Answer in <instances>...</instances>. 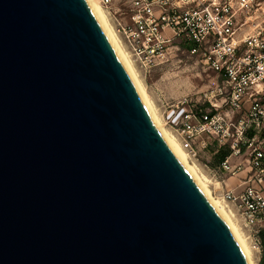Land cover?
Segmentation results:
<instances>
[{"label":"water","instance_id":"1","mask_svg":"<svg viewBox=\"0 0 264 264\" xmlns=\"http://www.w3.org/2000/svg\"><path fill=\"white\" fill-rule=\"evenodd\" d=\"M0 264H245L86 0H0Z\"/></svg>","mask_w":264,"mask_h":264},{"label":"built area","instance_id":"2","mask_svg":"<svg viewBox=\"0 0 264 264\" xmlns=\"http://www.w3.org/2000/svg\"><path fill=\"white\" fill-rule=\"evenodd\" d=\"M144 74L178 51L196 57L215 82L184 97L174 132L191 160L214 146L221 198L259 252L264 230V0H96ZM247 169L240 191L223 175Z\"/></svg>","mask_w":264,"mask_h":264},{"label":"bare ground","instance_id":"3","mask_svg":"<svg viewBox=\"0 0 264 264\" xmlns=\"http://www.w3.org/2000/svg\"><path fill=\"white\" fill-rule=\"evenodd\" d=\"M86 1L91 8L94 16L96 17L98 23L100 24L102 30L104 31L107 39L109 40L111 46L113 47L126 73L128 74L149 117L151 118V121L163 138L164 142L172 151L185 171L192 178L197 187L200 189L210 206L215 210V212L227 226L244 259L245 264H255V249L252 247L247 234L239 224L234 211L231 209V207H229V205L226 204V202L222 200L221 196L217 197L213 194V190L211 189L210 185L213 184L220 187V183H218V181H214V179H210L203 173V171L201 170L202 168H200L188 157L179 139L176 138V136L173 135L172 131L165 126V124L163 123V119L161 118L159 111L155 106V103L147 92L144 79L140 74L141 72H139L136 64L125 51L117 33L109 22L105 11L96 0Z\"/></svg>","mask_w":264,"mask_h":264},{"label":"rangeland","instance_id":"4","mask_svg":"<svg viewBox=\"0 0 264 264\" xmlns=\"http://www.w3.org/2000/svg\"><path fill=\"white\" fill-rule=\"evenodd\" d=\"M196 59V57L189 56L186 52L180 49V51H178L173 59L167 64L151 69L145 74L139 70L144 79L147 92L155 103V106L163 119V123L175 136L174 127L184 108V105L181 104L183 98L191 97L194 99L197 92L215 82V74ZM176 138L178 137L176 136ZM214 149V146H210L208 150L198 154L197 161H192L202 168L201 170L203 173L210 179L221 181L220 178L213 177L212 169L218 164L212 154ZM227 177V175L222 176L223 179H226ZM210 187L215 196H221V185L219 187L211 184ZM226 204L229 205L227 202ZM229 207L231 206L229 205ZM237 220L239 221L238 218ZM239 224L247 234L246 228L240 221ZM255 253V264H259L261 248L259 252L255 250Z\"/></svg>","mask_w":264,"mask_h":264},{"label":"crops","instance_id":"5","mask_svg":"<svg viewBox=\"0 0 264 264\" xmlns=\"http://www.w3.org/2000/svg\"><path fill=\"white\" fill-rule=\"evenodd\" d=\"M247 169H243L234 176H229L224 180L225 188H234L236 191H240L241 187L238 186L239 181L245 178Z\"/></svg>","mask_w":264,"mask_h":264},{"label":"trees","instance_id":"6","mask_svg":"<svg viewBox=\"0 0 264 264\" xmlns=\"http://www.w3.org/2000/svg\"><path fill=\"white\" fill-rule=\"evenodd\" d=\"M225 155L226 154L223 152H217L214 155V159L217 163H219L220 161L224 159ZM259 237H260V242H261V255H260L259 264H264V230L260 231Z\"/></svg>","mask_w":264,"mask_h":264}]
</instances>
